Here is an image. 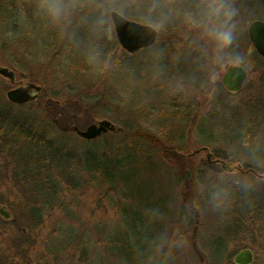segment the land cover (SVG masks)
I'll return each instance as SVG.
<instances>
[{
	"label": "rangeland",
	"instance_id": "rangeland-1",
	"mask_svg": "<svg viewBox=\"0 0 264 264\" xmlns=\"http://www.w3.org/2000/svg\"><path fill=\"white\" fill-rule=\"evenodd\" d=\"M138 1L47 0L53 4L50 9L60 8L59 16L53 18L49 9L47 16L25 25L18 15L8 16L14 14L6 12L10 0H0V68L12 72L16 82L45 92L32 104L10 106L6 92L13 89L12 82L0 76V113H9L0 119L6 127L0 134L14 115L24 126L15 134L23 135L9 142L13 156L0 154V210L9 215L8 220L0 215V264H101L107 255L98 244L99 234L128 231L125 211L151 198L165 206L140 215L144 225L151 218L148 227H156L160 236L153 241L156 264H233L244 250L252 252V264H264V60L248 34L252 23H264V0H151L164 10L163 16L139 9ZM17 2L22 13L31 6L26 0ZM208 4L234 12L228 48L189 20L200 19ZM114 6L145 17L144 23L121 15L156 32L154 49L129 55L120 47L110 18ZM214 20L223 23V11ZM100 29L111 53L108 62L95 60L100 46L89 43L98 39ZM130 61L137 64L133 69L126 66ZM186 61L194 65L184 68ZM231 66L248 72L234 93L222 84ZM41 103H56L64 114L51 119ZM55 120L72 123L81 132L101 121L115 128L124 122L151 137L154 143L111 135L107 140L116 158L131 154L152 166L147 171L141 160L130 163L131 199L120 185L114 190L102 182L74 187L73 176L78 179L85 155L96 149L74 133H63ZM40 135L63 149L57 150L56 169L44 174L45 180L54 177L59 184L53 180L60 192L57 204L38 221L32 212L37 203L33 189L16 177L19 155ZM58 167L65 178L58 176ZM67 223L85 234L86 248L92 250L87 259L74 252L73 259L66 254L63 260L38 261L41 253L46 255L44 240Z\"/></svg>",
	"mask_w": 264,
	"mask_h": 264
},
{
	"label": "trees",
	"instance_id": "trees-1",
	"mask_svg": "<svg viewBox=\"0 0 264 264\" xmlns=\"http://www.w3.org/2000/svg\"><path fill=\"white\" fill-rule=\"evenodd\" d=\"M113 2H115V0H113ZM120 2H122L123 4L124 0H120ZM26 3H30V5L33 7L30 6L23 12L26 19L25 25L27 23L37 22L38 16L46 14L48 15L47 11H49L50 6L53 5L48 3L47 0H26ZM36 3L40 5V15H38V10H36ZM8 4L9 9H18L17 0H10ZM114 7H116V13L122 15L126 19L130 21L141 19L145 23V17L142 16L139 18V12H136L133 9H126L124 7L121 9V6ZM137 7L142 10H148L160 14V16H163L164 13V10L160 7H156L151 0H144V2L140 0L137 3ZM99 12H97V14H99ZM90 20L92 21V18ZM41 24L42 28H46L47 24L43 20H41ZM93 39L94 38H90L89 43L94 42V45H99L101 49L95 50L94 54L96 55L93 56V58L95 60L100 59L102 62H108L109 60H111V53L109 51V48L106 47V41L105 39H103L101 29L98 39ZM154 48H149L141 52L139 55L148 53ZM161 49L162 48L158 49V51H161ZM131 61L129 62L130 64H126V66L130 69H133V66L135 65L136 67L137 64L134 63V61ZM193 65L189 64V62L186 61L184 62L183 67L187 68ZM148 66L149 65H147L145 67V70L142 71L143 74L148 69ZM41 104L44 105L43 110L46 112V114H52L51 117L48 114L51 119H55L59 114L63 113L61 107L56 105V103ZM9 105L11 106V104ZM140 109H142L143 111L146 110L144 108ZM148 112L149 111L147 110V113ZM5 114L9 113L4 112V115H0V119L2 118V121L7 117L5 116ZM13 117L14 118H12V120L10 121V124L7 126L5 133L0 134V154L10 157L13 156L15 148L11 147L9 142H11L13 139L15 140V134L17 131L21 133V131L24 129V126L22 125V123H20V121H15L17 120L16 117L18 116L14 115ZM1 120L0 122H2ZM55 122H57L60 130L63 133L71 132L75 134V127L72 123L64 122L62 120H55ZM3 128L4 127H2V124L0 123V132ZM20 135L23 134H17V137L19 138ZM109 135L118 137L121 140H126L129 138H141L149 143L150 141L154 143L151 137L147 136L146 134L141 135V131L138 128L132 129L131 125H128L124 122L122 123V127L115 128V131L108 132L107 134L102 135L101 137L93 141L87 142L82 140L84 144L95 147L96 150L95 153L88 154L87 152V154L85 155L84 162L82 163L83 168L80 169L78 179L74 178L73 176L74 187L79 188L81 182L86 183V185L90 184L91 182H96L98 185H101L102 182L108 184L109 187L114 190V188L120 185V188L123 187V191L127 195V200H129L135 192L133 186L130 187L129 185V179L134 172V169H132L131 167L134 165H132L131 167L129 165L133 162L137 163L141 159L136 161L133 157H131L133 156L131 154V156H125L124 159H121V157L116 158V156L111 151L112 148L110 149V145L107 143L108 137H111ZM31 139V147H29L30 150L27 153L25 150L24 153L21 156L19 155L18 157L20 159V166L17 168L18 174L16 177V182L25 183L30 187V189H33V193L36 196L35 198H37V203L32 208V212L34 213L33 218L35 220L41 221L42 214L49 212V210L53 209L54 205L57 204L56 202L58 201V196L60 194L59 191L54 190L53 180L55 181L57 186L59 185L56 181V178H52L50 176L52 179L51 181L50 178L48 180H45V170L49 168L51 174L54 169H56V166L58 165L57 157L59 156L57 150L59 149L60 151H62L63 148L60 146H58V148H55V141L51 139L50 141H47L44 135H40V137L35 136ZM139 165H143L147 171H150V168L152 167L147 159L141 160V163ZM60 170V167H58V176L65 178L66 175L61 174ZM155 201H157L155 198L150 199L151 204L149 200H142L139 204H135L132 201L135 207H129V209L125 211L127 214L129 213L126 216V221L129 220L131 222L128 231L126 230L115 232L114 230H112L110 233L102 232L101 234H99L98 244L100 245V247L104 248L105 255H107L106 261L101 264H156L153 252L155 250H152V248L154 247L153 241L156 240V242H159L160 236L158 237V231L156 227L153 228L152 225L148 227L151 218L145 221L146 223L144 225V223L141 224V222H144V218L140 216L141 213L145 212L146 210H165V206L162 205L161 202L154 203ZM59 207L64 208L62 203H59ZM136 217H138V219H136ZM154 220H156L155 217L152 218V221ZM146 227L149 228L150 231H148ZM153 230H155V233L152 232ZM56 231L58 233L56 236L48 237L44 240L43 244L46 247V255H44V253H41L37 258L38 261L49 260L51 258H59L58 260H63L66 254L69 256V258L73 259L74 252L77 254V257L81 254L84 259H87L92 250L91 246L88 249L86 248L84 233L79 234L75 232V230L72 226L69 225V223H67V225L63 224ZM72 247H74L76 250H70Z\"/></svg>",
	"mask_w": 264,
	"mask_h": 264
},
{
	"label": "water",
	"instance_id": "water-1",
	"mask_svg": "<svg viewBox=\"0 0 264 264\" xmlns=\"http://www.w3.org/2000/svg\"><path fill=\"white\" fill-rule=\"evenodd\" d=\"M110 18L116 34V39L121 48L128 54L133 55L141 50L150 48L155 43L156 32L151 27L130 22L116 12H111ZM248 34L256 53L264 59V23H252L249 26ZM0 76L12 83L14 82V74L4 68H0ZM245 78L246 74L241 68L231 66L222 78V84L227 91L234 93L240 90ZM19 85L20 86L6 93L8 102L15 106H24L35 101L37 96L42 92L41 87H37L33 84H26L25 86H22V84ZM113 131H115V127L108 121H101L96 125H90L84 132L74 128L75 134L87 142L93 141ZM0 215L7 220L9 219V215L3 210H0ZM233 262L234 264H252V252L249 250L240 252L235 256Z\"/></svg>",
	"mask_w": 264,
	"mask_h": 264
},
{
	"label": "clouds",
	"instance_id": "clouds-1",
	"mask_svg": "<svg viewBox=\"0 0 264 264\" xmlns=\"http://www.w3.org/2000/svg\"><path fill=\"white\" fill-rule=\"evenodd\" d=\"M220 11H223L224 21L223 23H216L214 18L218 15ZM50 13L53 18L59 16L60 8L58 6H53L50 9ZM234 12L231 9L221 6L220 9L216 8L212 4H208L203 13L198 20H189L197 27H202L210 39L216 41L222 48H228L233 40V34L231 29L228 27V22Z\"/></svg>",
	"mask_w": 264,
	"mask_h": 264
},
{
	"label": "flooded vegetation",
	"instance_id": "flooded-vegetation-1",
	"mask_svg": "<svg viewBox=\"0 0 264 264\" xmlns=\"http://www.w3.org/2000/svg\"><path fill=\"white\" fill-rule=\"evenodd\" d=\"M20 5L18 4L17 5V7H19ZM6 12H8V13H14V14H11V15H8V16H10V17H17V16H14V15H18V18L25 24V16H24V14L22 13V11L21 10H19V8L16 10H13V9H7L6 10ZM24 19V20H23ZM245 72H246V74L248 73L247 72V70H244ZM246 78H247V75H246ZM11 83V82H10ZM12 84V86H13V88H16V87H18V86H20L19 84H22L21 82H16V80H15V78H14V82L13 83H11ZM22 86H25V85H22ZM44 93L43 92H41L38 96H37V98L36 99H39V97L41 96V95H43Z\"/></svg>",
	"mask_w": 264,
	"mask_h": 264
},
{
	"label": "bare ground",
	"instance_id": "bare-ground-1",
	"mask_svg": "<svg viewBox=\"0 0 264 264\" xmlns=\"http://www.w3.org/2000/svg\"><path fill=\"white\" fill-rule=\"evenodd\" d=\"M84 132V131H83Z\"/></svg>",
	"mask_w": 264,
	"mask_h": 264
}]
</instances>
